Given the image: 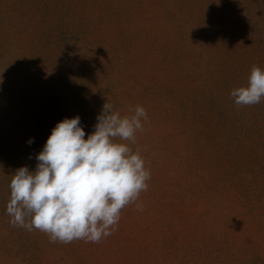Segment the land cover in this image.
Masks as SVG:
<instances>
[{"label":"rangeland","instance_id":"374dc122","mask_svg":"<svg viewBox=\"0 0 264 264\" xmlns=\"http://www.w3.org/2000/svg\"><path fill=\"white\" fill-rule=\"evenodd\" d=\"M253 65L264 0H0V264H264V98L230 96ZM106 102L147 112L117 142L148 190L99 243L10 224L15 171L65 118L87 139Z\"/></svg>","mask_w":264,"mask_h":264},{"label":"clouds","instance_id":"9594fccd","mask_svg":"<svg viewBox=\"0 0 264 264\" xmlns=\"http://www.w3.org/2000/svg\"><path fill=\"white\" fill-rule=\"evenodd\" d=\"M230 96L238 107L259 104L264 70L253 65L247 86L234 88ZM129 111L122 116L106 102L87 139L79 116L58 122L36 155L35 171L22 166L12 175L6 205L10 224L40 230L51 243H99L111 235L121 210L148 190L151 179L139 150L117 142L135 144L148 119L140 105Z\"/></svg>","mask_w":264,"mask_h":264}]
</instances>
